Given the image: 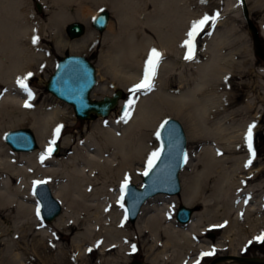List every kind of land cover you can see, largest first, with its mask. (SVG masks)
<instances>
[{
    "label": "bare ground",
    "instance_id": "bare-ground-1",
    "mask_svg": "<svg viewBox=\"0 0 264 264\" xmlns=\"http://www.w3.org/2000/svg\"><path fill=\"white\" fill-rule=\"evenodd\" d=\"M39 1L52 9L47 11L50 22L58 28L59 48L71 52L88 51L96 36L90 33L81 41H63L64 25L73 19L85 22L93 8L112 10L115 22H109L104 40L109 47L103 58L106 71L102 76L114 88L133 87L141 81L143 72L127 68L135 60L147 58L151 49L163 55L169 49L173 52L174 35L166 36L158 28L165 21L161 16L138 19L136 9L142 6L136 1L142 4L145 0ZM175 1L160 0L155 10L165 13ZM230 2L229 8L236 4L237 12L246 9V0ZM32 6V0H0V235L8 233L12 228L9 224L13 223L23 244L33 246L38 264H129L134 253L132 246L140 244L148 253L146 261L150 264H200L201 259L213 256L201 254L213 249L214 255L221 253L217 264H231L236 250L259 236L264 224V169L255 167L256 157L246 166L251 154L245 140L251 117L260 122L263 116L264 75L252 72V61L247 59L242 63L246 68L242 82L236 83L234 70L226 67L227 63L221 65L225 58L218 55L226 40H214L207 49L205 63L197 66L198 72L190 80L185 76L174 80L173 72L168 71L162 79L159 69L154 88L141 93L127 122L112 121L102 128L96 124L100 131L78 143L67 158L47 157L41 163L48 136L57 126L64 128L66 112L54 105L33 119V107L23 109L26 103H33L34 94L29 98L17 84L18 79L34 73L35 64L50 61L41 41L46 24L32 12ZM73 6L76 11H72ZM144 25L158 35L160 45L146 37L145 49L142 48ZM34 36H39L35 44ZM198 58L199 53L185 63L195 64ZM224 76L223 93L216 84ZM176 82L179 89L173 91ZM97 89L103 94L108 84ZM238 103L243 112L241 126L225 134L227 126L223 121L227 114L236 113ZM166 112L181 115L189 126L188 136L196 141L209 140L211 144L199 160L203 173L182 183L180 203L198 210L188 223H180L176 217L178 197L158 195L144 204L138 220L131 224L125 199L121 207V186L125 178H135L136 166L147 165L155 152L146 142L151 132L157 134ZM27 125L34 130L39 149L29 153L12 151L3 140L4 133ZM255 130L256 127L253 134ZM71 140L66 138L63 145ZM189 162L188 159L186 167ZM35 181H47L63 205L62 214L50 225L37 216ZM53 227L58 231H53ZM216 231L222 234L221 239L209 240L207 235ZM26 252L16 254L19 262H25Z\"/></svg>",
    "mask_w": 264,
    "mask_h": 264
},
{
    "label": "rangeland",
    "instance_id": "rangeland-1",
    "mask_svg": "<svg viewBox=\"0 0 264 264\" xmlns=\"http://www.w3.org/2000/svg\"><path fill=\"white\" fill-rule=\"evenodd\" d=\"M246 1H247L246 12L249 16L248 21L245 18V14L243 12L244 9L242 10V12H237L236 4L235 5L233 4L234 6H231L229 8V4L231 3L230 0H176L175 5L169 6L170 8H167L165 13L164 11L161 12L158 9L155 10V7L158 8L160 4V0H145V2H143L142 4L136 1V3L139 6H142L141 9H136V14H138V19L145 18L148 20V18H150L154 20L157 19V17L161 16L165 21L163 22V25H159L158 28L159 29L161 28L160 30L163 31L164 35L167 36V34H171V36L174 35L175 38V44L172 45L173 52L171 51V49H169L167 53L163 55V53L158 50L162 54V59L158 68V70L160 69L159 77L163 79L164 77H166L165 72L168 71V72H173L174 80H179V78L182 76H185L187 80H190V76H193L195 72H198L197 66L205 63V59L207 58L206 55L207 49L212 45L214 40H219V39L226 40L224 42V45H222L220 49H218V55H220V57L225 58V61H221V65L227 63L226 67L234 70L232 75L235 78L237 77V80L235 81L236 83L242 82L240 78L244 73L243 71L246 70V68L242 66V63L247 59L252 61L250 64L252 72H257L264 75V36L262 35V30L264 29V0H246ZM40 3L41 2L39 0H32V5H33L32 12L37 17H40V19L43 20L46 24L45 31L41 35V41H42V46L50 54V61L47 64H43V62L35 64L33 66L34 73H31L32 75L30 77L27 74L28 77L27 84L29 89H32L33 91L34 101L33 103H31L30 107H26L23 109L25 110L33 107L34 113L33 116H31L33 117V119L35 116L40 117L43 113L49 111L54 105H60L65 110L66 123L64 125V128L61 130L59 138L57 139V143H56L59 144V151L57 153L52 152V154L48 156L49 160L51 159L61 160L62 158H67V156L74 153V149L78 145V143L85 141V139L88 136L96 135L100 131L99 128L95 126L96 124H100L102 128V125H109L111 124L112 121H124L122 119L123 111L127 100L131 98L132 94L129 92V89L132 87H129L130 86L129 85L128 88H124L121 86L114 88L111 86V84H109V80L106 81V77L102 76L106 71V68L103 64V58L108 51L107 47H109V45L107 43L105 44L104 42L105 37L107 35L108 27L105 32H98L93 28L92 23L94 18L100 12L103 11H107L111 14L110 23H114L115 17L111 9L93 8L91 10L92 13H90L89 16H87V20L85 22L80 21L78 19H73L68 21L64 25L63 31L61 33V35L63 36L62 37L63 41L72 42L78 40V39H74V40L71 39L67 32V28L69 27V25L76 22L83 23V25L85 26L86 33L84 37H86L90 33H93L96 36L95 42L89 46L88 51L71 52L70 50L59 48L58 28L55 26V24H52L50 22V14L47 11V10L52 11V9L47 8V5L41 3L43 10L40 12L37 7V5ZM76 10L77 7L73 6L72 11H76ZM217 13L219 14L220 17L216 20V22L213 25H209L208 27H206L204 32H202L200 36L197 38L195 58L196 55L199 53V58L197 60L198 62L190 65L185 63L191 60H186L184 58L187 50L184 47H182V45L184 40L187 39L186 33L189 30L192 21L197 20L196 18L200 16H204V15L215 16ZM249 22L253 23L254 26L259 31L260 35L258 40H256L254 33L249 25ZM142 28L143 29L141 35L145 36V37L143 36V40L146 37H148V39H150L149 37H152L155 40V42L158 43V45H160L158 35L155 34V32L151 31L145 25L142 26ZM83 39H84L83 37L79 38L78 41H81ZM140 42L141 40H139V43ZM143 43L144 44L142 48L145 49V45H146L145 40L143 41ZM258 43L260 46V50L258 48ZM69 55L84 56L87 59H89L96 67L98 84L91 96L93 100H101L103 97L109 96L117 90L124 91V99L121 102V105L108 118L80 121L77 119L72 106L66 104L63 101H60L59 99H57L55 96H53L51 93L48 92L46 86L50 77L55 71L56 65L58 64L60 59ZM145 57L146 56H144V59L139 58L138 60H135L133 66L130 63L131 67L127 68V70H130L131 72L132 71L143 72L142 68H144L145 60L147 59ZM226 59H228L229 61H227ZM230 60H233L236 64ZM228 63H230L231 65H228ZM222 73L223 72H220V74ZM225 79L226 78L224 76L222 80H220V82L216 84L218 87L221 88L222 92L225 91L226 89ZM107 84H108V89L106 92H103L102 94V92L99 91V89L97 88ZM178 89H179V85L176 82L175 84H173L172 90L176 91ZM136 96L138 97L136 99L137 101L141 96V93H137ZM235 109H236V113L232 116H229L227 114L225 120L223 121V124H226L227 126L225 134H227L229 130L231 131L233 129H238L241 126L240 119L243 115V112L240 103H238L235 106ZM164 114L165 115L161 117V122H160L161 124L165 120L170 118L177 119L182 123L187 134L188 154H189L190 162H189V166L185 167V169L181 173V185H182V183H184L188 178L190 177L194 178L203 173V167L199 160L201 157H203L204 150L210 147L211 144L209 140L203 139L201 141H196L191 136H188V134L190 133L189 126L187 125L186 121L181 117V115L179 114L170 115L168 114V112ZM31 117L29 118L31 119ZM250 120L252 124L255 123L256 125V130L254 132V137H253V143L256 152L255 157L258 160V164L255 165V167L264 169V112L260 122L257 121L254 118V116H252ZM19 129H31L34 132L32 127H30V125L11 128L4 133L3 135L4 142H5V135L8 132ZM66 138H70L72 140L68 142L66 146H64L63 142ZM52 139H53V132H51V134L48 136V143L47 146L45 147V152L47 151L50 141ZM146 143H148L150 148L152 150L154 149L155 152L159 151L160 141L156 133L151 132ZM38 149L39 147L36 150ZM11 150L14 151L12 148ZM147 170H148L147 165L144 164L137 165L136 166L137 175H135V178L128 181V184H133L138 187H142L143 179H144L143 173ZM261 179L262 181H264V177H262ZM181 193L175 195L176 197H178L179 200V204L177 205L176 215L178 213L179 207L182 206V203H180ZM26 202L30 203L31 200L26 199ZM192 209L194 211L198 210V208L196 207H193ZM42 222L44 224L50 225V223L44 222L43 220ZM130 223L133 224V222L131 221ZM9 226H12L10 231L8 233H4L0 235V264H38L39 259L37 258V254L32 251L33 246H31V244L30 246H25V244H23L22 242V239L20 238L19 231H16L17 229L14 227V224L13 223L9 224ZM53 231H58V230L53 227ZM263 231H264V224L261 228V234L264 233ZM221 237L222 234L219 231L210 232L207 235V238L212 241L220 240ZM255 238L256 237H254L253 241L250 240L248 244L243 245L236 250V256L232 258L233 260L231 264H264V243L257 242ZM144 249L145 248L142 247V244L136 245V251L132 254L129 264L135 261L143 262L145 264H150L148 263V261H146L148 257V253H146ZM26 250H27L26 260L25 262L21 263L18 261L19 259L16 258V254H19L22 251L25 252ZM220 256L221 253L217 252L212 257L206 258L204 260L203 259L200 260V264H214V263L217 264L218 260L221 258ZM255 259H258L262 262L260 263L256 262Z\"/></svg>",
    "mask_w": 264,
    "mask_h": 264
},
{
    "label": "water",
    "instance_id": "water-1",
    "mask_svg": "<svg viewBox=\"0 0 264 264\" xmlns=\"http://www.w3.org/2000/svg\"><path fill=\"white\" fill-rule=\"evenodd\" d=\"M37 7L40 12L43 10L40 4ZM244 14L248 21L247 12L245 11ZM110 19L109 12H100L93 20V28L98 32H105ZM249 25L258 40L260 35L258 29L251 22ZM67 32L71 39H78L85 35L86 28L82 23L76 22L69 25ZM258 48L260 50L259 43ZM97 84V69L93 63L84 56L69 55L59 60L46 88L57 99L72 106L78 120L88 121L108 118L124 99V91L117 90L101 100H93L91 96ZM165 121L168 123L163 128L160 126L159 129L160 151L162 149L159 159L148 175L144 177L143 187L128 184L124 193L128 216L133 223L139 217L144 204L150 199L162 194L175 196L182 191L180 175L187 165L188 138L180 121L174 118ZM5 142L15 152H34L39 147L37 137L31 129L8 132L5 135ZM58 151L59 145H56L53 152L57 153ZM33 191L39 202L43 221L47 223L55 221L62 214L63 205L54 196L50 185L47 183L35 185ZM194 212L192 208L181 206L177 219L180 223H188ZM255 261L262 262L258 259ZM131 264L145 263L135 261Z\"/></svg>",
    "mask_w": 264,
    "mask_h": 264
},
{
    "label": "snow or ice",
    "instance_id": "snow-or-ice-1",
    "mask_svg": "<svg viewBox=\"0 0 264 264\" xmlns=\"http://www.w3.org/2000/svg\"><path fill=\"white\" fill-rule=\"evenodd\" d=\"M218 18H219V14L217 13L215 16L204 15L202 18L192 21L190 28L186 33L187 39L184 40L183 45H182V47H184L187 50L186 55L184 57L186 60H193L195 58L197 38L200 36L202 32H204L206 27H208L209 25H213ZM38 41H39V36H34L32 39L33 44L37 43ZM161 59H162V54L155 48L151 49V51L149 52L147 56V59L145 60V66L143 69V76H142L141 81L133 85V87L129 89V92L132 95H131V98L127 100L125 107H124L122 119L125 122H127V120L130 118L131 112L134 109L136 99L138 98L136 94L137 93H147L154 88V81L158 73V68H159ZM31 75H32L31 73L28 74L29 77ZM26 80H27V77L20 78L18 79L17 84L24 92L27 93L29 98H32L33 93L29 89L28 84L26 83ZM30 106H31L30 104H27V103L25 104V107H30ZM167 123L168 122L165 121L164 124L161 125V128H163L164 125ZM62 127L63 125L57 126V128L54 130L53 139L50 141L47 151L40 158L41 163H43L44 159L50 156L52 152L55 150L54 146L57 143V139L59 138ZM255 127H256L255 123L251 124L248 127L246 136H245L247 147L251 154V159H249L246 166L250 165L252 163V159H254L256 156V152L254 149V143H253V137H254L253 130ZM156 135L159 137L160 133L157 132ZM161 151H156L151 154V156L149 157L147 161L148 171H145L143 175L145 176L148 175L149 171H151V169L155 166V162L159 159L161 155ZM185 160H186V157H185ZM42 183H47V181H35L34 186L42 184ZM127 188H128V178H125L121 186V197H120L121 207L124 206L122 203L124 199L123 194L126 192ZM39 215H40V212L38 208L37 216ZM255 239L257 242L264 243V233H262L260 236L256 237ZM89 251H91V249H89ZM132 251L133 252L136 251L135 245L132 246ZM214 253H215V249H213L212 252H205V253H202L201 255L203 257H207V256L214 255Z\"/></svg>",
    "mask_w": 264,
    "mask_h": 264
}]
</instances>
